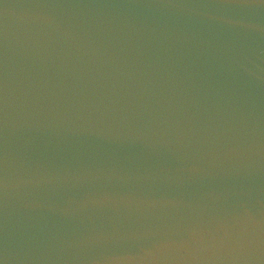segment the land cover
<instances>
[{
    "label": "water",
    "instance_id": "95a60500",
    "mask_svg": "<svg viewBox=\"0 0 264 264\" xmlns=\"http://www.w3.org/2000/svg\"><path fill=\"white\" fill-rule=\"evenodd\" d=\"M0 264H264V0H0Z\"/></svg>",
    "mask_w": 264,
    "mask_h": 264
}]
</instances>
